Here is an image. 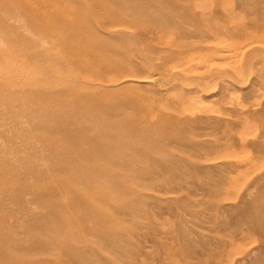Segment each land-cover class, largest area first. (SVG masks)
<instances>
[{"label":"rangeland","instance_id":"374dc122","mask_svg":"<svg viewBox=\"0 0 264 264\" xmlns=\"http://www.w3.org/2000/svg\"><path fill=\"white\" fill-rule=\"evenodd\" d=\"M0 264H264V0H0Z\"/></svg>","mask_w":264,"mask_h":264}]
</instances>
